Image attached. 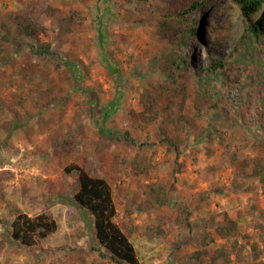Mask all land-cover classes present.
Listing matches in <instances>:
<instances>
[{"label":"rangeland","instance_id":"1","mask_svg":"<svg viewBox=\"0 0 264 264\" xmlns=\"http://www.w3.org/2000/svg\"><path fill=\"white\" fill-rule=\"evenodd\" d=\"M177 2L188 4L0 0V17L10 16L7 22L20 41L26 36L18 30L23 24L42 15L48 5L57 8L51 18L56 31L40 38L50 41L62 58L57 67L34 49H25L0 65V264H119L104 247L93 249L92 217L73 202L79 174L66 168L74 164L111 184L115 221L129 235L143 264H197L200 259L191 254L206 230L203 218L222 210L234 212L242 231L260 243L264 257V229L257 226L264 224V196L253 178L242 188L234 187L231 163L235 151L254 156L258 152L252 145L254 134H264V33L259 39L251 33L244 36L246 25L259 16L244 15L238 0H206L198 11L197 37L188 50L187 25L185 38L175 45L172 34L163 33L164 20L174 13ZM71 9L80 11L82 21L68 30L64 18ZM217 58H226L225 72L230 76L226 83L209 69ZM183 60L187 70L180 71L184 76L178 83L186 90L176 97L184 103L183 112L193 115L203 86L217 85L219 99L214 105L209 98L205 103L209 114L197 117L195 127H187L177 156L160 142L158 123L144 128L138 117L145 88L152 86L165 97L171 94L166 74L169 66L175 68ZM51 84L62 88V100L44 107L40 97L47 101L56 94L50 92ZM222 109L229 110L224 125L215 114ZM91 115L104 117L108 130H130L136 143L103 137ZM210 124L221 130V141L206 137L204 129ZM143 159L152 167L135 171L130 162ZM150 182L167 186L168 206L140 208ZM15 207L31 217L49 214L58 223L56 231L35 245H23L12 236L15 216L9 211ZM177 214L183 220L177 228L166 224L165 234L152 228L163 215L174 220ZM232 240L216 239L202 257L204 264L210 263L217 247L229 246ZM244 253L252 258L250 245Z\"/></svg>","mask_w":264,"mask_h":264},{"label":"trees","instance_id":"2","mask_svg":"<svg viewBox=\"0 0 264 264\" xmlns=\"http://www.w3.org/2000/svg\"><path fill=\"white\" fill-rule=\"evenodd\" d=\"M205 1L187 0L188 4H186V7L182 6V2H177L174 7V13L171 12L164 20V37H168L169 33H171L172 37L170 41L175 45L185 38L184 27L187 25V29L191 33V38L187 42V49L190 50L194 45L192 41H195L198 28L200 27V24L197 22L199 17L198 11ZM238 3L244 15L259 16L256 21H252L246 25L244 33V36L251 33L253 37L259 39L264 33V0H238ZM56 11L57 8L48 5L42 15L23 24L18 29L26 35L22 41L18 39V36L12 31L11 25L7 22L10 16L6 19L0 17V65L8 64L13 56L25 49L27 51H33L34 49L35 53L56 62L57 67L61 66L62 63L60 60L62 58L53 50V44L50 41H42L40 38L41 36H51L56 31L51 22V18L57 15ZM79 16V10L71 9L70 14L64 18L68 30L72 28L73 23L75 25V23L82 21L79 20ZM188 25H191V27ZM100 39H103L102 35H100ZM186 63L185 60L181 63L177 61L175 68H172L174 64L169 66L171 70L167 72L165 78L167 88L171 91V94L168 96L165 97L161 91L155 92L152 86L145 88L140 99L142 110L139 112L138 117L141 122V127L144 128L148 125L158 123L160 142L163 145L165 144L170 150H173L177 156L181 154V145L184 141L183 133H186L187 127H195L197 117L202 118L204 115L209 114L205 110V103L209 98L213 99L214 105L215 101L217 103L219 99L217 85L213 87L203 86L200 90L201 97L198 96L196 99V108L193 115L183 112L184 103L179 102L176 97L180 92H185L186 90L182 87L183 84L178 83L179 77L184 76V73L182 74L180 71L184 68L187 70ZM226 66V58H217L211 60L209 69L213 68L216 71L215 73L218 72L221 75L222 82L226 83L230 79V76L225 72ZM29 77L31 78V76ZM44 77L46 76L44 75ZM152 85L154 86L153 83ZM49 90L56 94L52 95L47 101L40 97L39 103L44 107L56 105L58 103L57 100H62V88L56 89L51 84ZM45 95L49 97V92H45ZM161 101H165V104H162ZM228 113L229 110L226 109L215 112L217 117L221 119L222 125H224V122H222L224 117L229 118ZM91 117L103 137L110 140H125L129 143H136L130 130H108L103 125L105 122L104 117L101 118L96 115H91ZM204 131L208 132L206 134L207 138L216 141L222 140L223 134L221 130L217 127L212 129V124L207 126ZM252 145L258 149V152L252 157L242 155L240 151H235L231 155V163L234 170L233 186L242 188L245 180L253 178L258 180L262 195L264 196V134H254ZM130 164H132L133 169L137 172H146L152 167L151 162H146L144 159L132 161ZM66 170L67 172L78 171L79 190L73 194V202L80 211H86L92 217L93 239L96 243L93 249L96 250L98 245L104 247L109 252L110 257L119 264H143L136 254L135 246L130 240L129 235L115 221L117 208L111 184L107 179L92 175L83 167L75 164L67 167ZM143 194L145 197L143 199V205L140 204V208H144V205L147 204L152 209H159L170 204L169 190L161 182H150L146 184ZM205 196V192L202 193V197ZM19 209V207H15V211L11 210L9 213L15 216L11 225L13 229L12 236L23 245H35L40 238H45L56 231L58 223L49 214L42 213L31 217ZM182 223L181 214H177L174 220L163 215L160 217L158 223L152 225V228H155L158 234H165L167 233L164 228L166 224H170V229L173 230ZM202 224L206 227V230L196 243V252L191 254L192 257L200 259L197 264H204L202 257L208 253L207 247L218 238L222 240H233L229 246L222 245L217 247L212 253L209 264H233L234 261L238 264H264V257L261 256L260 243L251 241V236L242 231L238 220L234 218V212L232 210L213 212L208 217L203 218ZM257 226L264 229V224L258 223ZM186 240L189 242L190 237ZM178 243L179 247H181V243L183 242L180 240ZM249 245L253 253L250 260L244 253V249Z\"/></svg>","mask_w":264,"mask_h":264}]
</instances>
